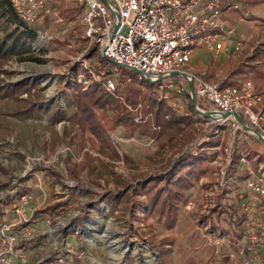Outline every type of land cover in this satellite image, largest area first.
Returning a JSON list of instances; mask_svg holds the SVG:
<instances>
[{"label":"rangeland","instance_id":"374dc122","mask_svg":"<svg viewBox=\"0 0 264 264\" xmlns=\"http://www.w3.org/2000/svg\"><path fill=\"white\" fill-rule=\"evenodd\" d=\"M52 4L60 13L61 23H56L54 16H51L26 25L24 31L14 22L10 3L0 0V40L7 33L20 36L30 46L31 54L41 60L32 62L15 58L3 67L9 76L2 75L1 78L8 85L24 80L39 82L43 93L38 104L51 108L52 113L62 110L70 116L77 111L75 106L69 105V100L73 99L70 98L74 93L72 87H76V82L83 85L86 91L95 84L103 85V80L98 82L94 78L98 70L108 68L107 73L112 70L109 64L101 63L97 52L91 54V51L87 56H81L85 43L81 38L82 8L78 1L54 0ZM242 11L244 15L237 11L240 16L235 20L227 18L233 24L235 35L223 41L234 52V57L223 66L224 75L232 84L250 79L258 89L264 74V61L253 58L264 48V18H258L252 10ZM254 11L264 16V7ZM228 15L231 17V13ZM252 17L257 20L251 21ZM32 35L36 36L35 40ZM238 43L243 44L242 49L235 52ZM196 53V66L210 67L211 61H215L211 53L204 49ZM219 62L225 63L217 59L216 63ZM99 63L102 64L100 69ZM111 73L118 87L116 94L108 93L104 85L103 88L125 113L130 114L135 123V126L117 125L112 109L95 110L98 120L108 132L109 142L119 154L118 158L100 153L99 149L103 146L97 138L91 133L82 132L79 126L70 129L69 121L52 125L50 114L23 120L12 115L18 108L17 104L8 105L0 100V166L8 172L7 176L0 173V183L10 182L9 187L0 189V223L6 215H14L19 189L22 188L28 192L32 209L51 212L57 207L54 214V210L51 212L52 215L43 213L34 216L30 237L22 235L20 229L17 231V250L26 256L19 263L76 264L73 257L78 255L83 264H163L158 251L152 246L169 237L174 243L168 247V264H260L262 252L257 243L264 240L263 230L258 228L263 223L261 211L257 212V222L254 218L250 220L256 225L252 228L253 235L250 234L255 239H250L247 232L245 235V232H237L240 227L237 226L236 218L242 213L239 205L229 207L227 202L234 198L232 192L237 194L239 183H232L230 191L222 188L217 175L218 165L213 163L215 158L207 162L205 174L184 194L174 229H167L165 220L156 214L146 218L148 200L145 196H136L134 190L139 187L142 179L169 173L171 165L182 152L172 147H163L165 139H150L139 132L141 125L153 120L152 113L146 112L150 106L149 97L166 100L156 87L157 84L150 87L139 78L135 79L125 69ZM179 85L182 87L186 83L180 80ZM134 86L141 88L142 94L138 104L133 106L127 102V97L131 96L130 88ZM184 90L175 101L176 109L185 114L189 103L185 94L189 92L185 87ZM204 123L196 114L192 128L193 139L184 151L193 147L190 149L192 152H210L211 149L202 148V144L208 142V137L215 134L216 130ZM152 130L159 132L160 128L153 126ZM229 139L232 141L234 136L231 135ZM229 139L227 136L222 143L219 140L216 145L221 148L219 153H224ZM237 141L230 143L236 158L246 152L253 158L248 142L258 143V147H261V140L256 136L246 134L241 144ZM21 180H27L22 187ZM123 181L130 183L127 190L131 194V201L109 209L105 204V196L123 189L120 185ZM229 193L232 197L228 196ZM191 203L193 206L188 209ZM136 204L135 209L132 208ZM214 204L216 208L213 209ZM129 206L135 210V214L131 213ZM222 215H226L231 223L224 220ZM222 226L230 234L225 241L223 235L217 232ZM239 234L248 241L238 239ZM246 242L254 246L249 251L252 262L245 260L242 253ZM56 251L59 252L58 259L49 262L48 259Z\"/></svg>","mask_w":264,"mask_h":264},{"label":"built area","instance_id":"2783aa9c","mask_svg":"<svg viewBox=\"0 0 264 264\" xmlns=\"http://www.w3.org/2000/svg\"><path fill=\"white\" fill-rule=\"evenodd\" d=\"M53 1L10 0V3L18 19L27 25L51 16H54L56 23H61L60 13L53 7ZM77 1L82 8L81 38L85 43L81 52L82 57L95 49L99 58L108 61L114 72L125 69L138 70L146 74L158 85L164 98L175 108L177 107L175 100L183 94L184 87L190 93L189 82H192L197 109L205 114L211 113L212 117L196 113L205 121L207 127H214L221 143L229 135L234 136V141L238 139V144H241L243 134L256 136L251 131L243 130L233 116L235 113L243 118L247 126L258 131L264 138V91L257 89L250 79L232 84L228 82V77L216 75L214 78H209L206 72H197L192 65L193 54L197 49H204L214 54L216 58L229 51L223 40L226 37H233L235 30L225 18V8L239 9L240 5L237 2L234 0ZM242 45L238 43L235 52L240 51ZM228 53H230L229 59L234 52L231 50ZM98 67L100 69L102 64L99 63ZM101 69L94 77L95 80L98 82L103 80L108 93L116 94L118 87L111 77L112 73H107L108 68ZM174 74H184L185 77H173ZM160 78L165 80L158 81ZM180 80L186 85L181 87ZM226 113L232 116L223 118L222 114ZM232 141L229 139V145L223 154L219 153L221 151L219 146L209 150L216 153L213 163L218 165L217 175L220 184L222 188L230 191V185L235 182V178L232 177L234 168L244 167L243 183L249 193L242 199L239 207L242 215L248 218L246 227L250 233L254 232L252 228L256 225L249 220L254 218L256 221L255 213L261 211L263 223L258 225V228L261 227L264 233V167L254 166L247 152L237 155L236 158L234 156L236 152L230 144ZM219 160L221 162L218 164ZM192 206L191 203L187 208L191 209ZM214 208L216 204L213 205ZM35 211V208H31L30 197L23 195L19 197L14 207L15 219L0 223V264H21L19 262L26 258L25 253H19L17 250L19 241L17 231L20 229L21 234L27 237L32 235ZM229 237L230 234H223L224 241ZM252 244L248 247L249 251L254 248ZM261 252L260 264H264V246Z\"/></svg>","mask_w":264,"mask_h":264},{"label":"trees","instance_id":"16d2710c","mask_svg":"<svg viewBox=\"0 0 264 264\" xmlns=\"http://www.w3.org/2000/svg\"><path fill=\"white\" fill-rule=\"evenodd\" d=\"M7 1L10 3L9 0ZM261 5H264V0L242 1V7L245 11L253 10ZM10 6L14 22L17 24L19 29H24L27 24L18 19L11 3ZM227 9L228 8H225V10ZM239 10L230 12L231 19L235 20L239 15L238 12H242L241 14L244 15V11ZM250 20L256 21L257 18L252 17ZM24 31H26V29H24ZM32 39L35 40L36 36L32 35ZM95 52L96 50L93 49L91 54H94ZM15 58H19L21 61L41 62V60L31 54L30 46H28L26 41L24 42L20 36H14L13 33H7L5 34L3 40H0V100H3L8 105H11L12 103L18 105V108L12 115L26 120L31 117H41L43 114H50L49 119L52 125L59 124L63 121H69L71 124L70 129L74 130L79 126L82 132L91 133L97 138L99 143L103 146L99 149L100 153L108 155L111 158H118L119 154L116 148L109 142L108 132L98 120L95 110H105L107 108L108 110L112 109L115 112L114 118L117 125L126 127L135 126V123L132 121L130 114L125 113L124 110L117 105L115 100L105 92L102 84H95L88 90L84 91L83 85L76 82V87H72L74 89V93L72 94L73 97H70L73 99H71L72 101L69 100V105L70 107L75 106L77 111L70 116L62 110H56L52 113L51 108L40 106V104H38L39 98L43 93V88L40 86L39 82L24 80L18 82L17 84L8 85L1 78L2 75L9 76V73L4 70L3 67ZM253 59L256 61L257 59L264 61V48L259 50ZM100 61L103 65L109 64L105 59L100 58ZM110 73L111 72H108V74ZM129 73L133 75L135 79L139 78L142 82L149 84L150 87H155L156 85L138 73L132 71H129ZM156 87H158V85H156ZM130 91L131 96L127 97V102L134 106L139 102L142 89L134 86L130 88ZM25 95L28 97L24 98L23 96ZM185 95L189 99L187 106L188 112H185V114L181 113L166 100H158V98L149 97L150 106L146 112L152 113L153 120L141 125L139 130L142 135H145L150 139H165L166 143L163 147H172V149H178L182 152L171 165L169 173L159 174L148 179L146 178L140 180L139 187L133 192L138 197L145 196L147 198L148 205L145 207L146 218H149L154 214L158 215L160 218L165 220L164 223L169 230L174 229L177 224L178 209L180 203H182L184 194L192 189L195 182L205 174L207 162L216 156L215 152L184 151L186 145L193 139L192 128L195 115L197 114L190 93H186ZM153 126L160 128V131L157 132V130H152ZM55 135L59 137L58 134ZM209 138L210 140L208 142L202 144V148H214L219 144V137L217 134H213ZM247 153L249 159H251L252 155L249 152ZM263 159L264 158H261L260 160L263 161ZM40 171L47 170L41 169ZM0 173L4 176L8 175L7 170L1 166ZM26 181L27 180H21V187ZM129 184L130 183L123 181L120 183L123 189L119 190L118 193H110L105 196V204L109 207V209H115L117 206L131 201V194L129 190H127ZM7 186H10L9 181L7 183H0V189H5ZM27 193L26 189H19V197L27 195ZM139 205L142 204L140 203ZM136 206L137 204L132 206V208L135 209ZM134 209L131 210V206H129L131 213L135 214ZM53 210L54 212H52ZM53 210L51 211L52 214L55 213L57 207ZM51 212L50 210L48 212L36 210L35 217L42 215L43 213L52 215ZM246 220L247 218L243 215L237 216V226L241 227ZM245 234L246 233L243 235ZM80 237L81 236H79V238ZM237 237L238 239H243L240 234L237 235ZM173 243V239L166 237L157 242V245L154 244L152 246L154 250L158 251L163 264H168L169 262L168 255L170 250H168V247L173 245ZM250 244L247 242L244 246V253L246 255L250 253L248 251V245ZM257 244H260V249L262 250L264 240H260ZM58 256L59 252L56 251L50 256L48 261L52 262L53 260L58 259ZM73 259L76 264H83L82 259L79 258L78 255L73 257Z\"/></svg>","mask_w":264,"mask_h":264},{"label":"crops","instance_id":"0c3cea01","mask_svg":"<svg viewBox=\"0 0 264 264\" xmlns=\"http://www.w3.org/2000/svg\"><path fill=\"white\" fill-rule=\"evenodd\" d=\"M235 2L237 1V0H234ZM239 1H241V0H239ZM238 4H241V6H240V10H241V8H242V10H243V7H242V3H240V2H237ZM262 7H264V5H261V6H258L257 8H255V9H253L252 10V12H253V14L255 15V16H257L258 18H264V16H259V15H257V14H255V11L254 10H257V9H261ZM232 10H237V9H233V8H231V9H227L226 10V20H227V18L229 17V19H230V21H231V17H230V15H228V14H230V12L232 11ZM243 20V19H242ZM228 21V20H227ZM229 22V21H228ZM229 24L232 26L233 24H231L230 22H229ZM226 47H228V46H226ZM229 51L228 52H231V50L229 49V48H227ZM199 50H201V49H197V50H195V52H194V54H193V63H192V65L194 66V69H195V71H197V72H206V74L208 75V77L209 78H214L216 75H220V76H222V77H227V75H224V70H223V66L229 61V60H231L233 57H234V54H231V57L228 59V55H230V53H223L221 56H219V58H216L215 56H214V54H212L211 53V55H212V59L213 58H215V61H211V63L209 64L210 65V67L209 66H205V67H200V66H196V64H195V56H196V51H199ZM205 51V50H204ZM205 52H207V51H205ZM196 53V54H195ZM217 59H220V61H224L225 63L224 64H221V62H219V63H216V60ZM258 63H260V62H258ZM264 75V74H263ZM262 80L258 83V89L259 90H261V88L263 89V90H261V91H264V76H262V78H261ZM246 135V134H245ZM245 135L243 134V137L242 138H245ZM228 138H230V135L228 136ZM242 141V140H241ZM248 145L250 146V149H251V152L254 154V158H252V160H251V163L254 165V166H258V165H261V166H263L264 167V159H263V161H261L260 159L261 158H264V144L261 142V147H258V143H255V144H253L252 142H248ZM243 168L244 167H235L234 168V170H233V176H234V178H235V183H239V186H238V191H236L237 192V194H233V192H232V195H233V197L234 198H230L229 199V201L227 202L228 203V206H233V207H236V206H238L239 204H241V202H242V199H244L247 195H248V193H249V191L246 189V187H245V185H244V183H243V176H242V171H243ZM232 195H231V193H229V195L228 196H230V197H232ZM227 203H225L226 205H227ZM32 206V205H31ZM228 211H230V210H228ZM228 211H226V212H228ZM233 214H234V212H233ZM223 216V215H222ZM244 217H246L247 218V216L246 215H243ZM255 216H256V218H257V220L256 221H258L259 219V217L257 216V213H255ZM260 218H261V216H260ZM12 219H14V215L12 216H10V217H8V215H6L4 218H3V222H5V221H7V222H10ZM223 219L224 220H229L228 219V217L226 216V215H224L223 216ZM222 219V221H224ZM247 220H248V218H247ZM247 220L244 222V224L240 227V229H238L237 230V232L239 233V232H247V235H249V238H250V234L252 235L253 234V231H251V233H250V231H247V228H246V222H247ZM251 220H253V219H251ZM229 222H230V220H229ZM249 222H250V220H249ZM231 223V222H230ZM255 224V223H254ZM226 227H221L217 232L220 234V235H223V234H227L225 231H226ZM243 239H245V238H243ZM236 240V239H235ZM240 240H242V239H240ZM245 240H247V239H245ZM248 241V240H247ZM247 243V242H246ZM251 242H249V244H250ZM250 246V245H249ZM248 246V247H249ZM243 251H242V253H243V255L245 256V260L247 259H249L251 262H252V254L251 253H249L248 255H246L245 253H244V247H243V249H242ZM249 251V250H248ZM246 263H248V262H245V264Z\"/></svg>","mask_w":264,"mask_h":264},{"label":"water","instance_id":"95a60500","mask_svg":"<svg viewBox=\"0 0 264 264\" xmlns=\"http://www.w3.org/2000/svg\"><path fill=\"white\" fill-rule=\"evenodd\" d=\"M104 1H106V0H104ZM132 72L138 73V74L142 75L143 77H145L148 81L154 83V82L150 79V77L147 76L146 74H144V73H142V72H140V71H138V70H132ZM172 76H173V77H180V76L185 77L184 74H174V75H172ZM163 80H165V78H160L158 81H163ZM189 90H190V95H191L192 102H193V105H194V107H195L196 112H197V113H200V114H204V115H206L207 117H212V114H211V113H206V114H205V113H203V112H201V111H199V110L197 109V100H196V95H195V89H194V84H193L192 82H189ZM231 116H232V115H231L230 113L222 114V117H223V118H229V117H231ZM233 116H234L235 119L240 123V125H241L242 128H243V130H245V131H247V132H249V131L253 132V133L258 137V139H260L261 142L264 144V138H263V136H262L258 131L253 130L252 128H250L249 126H247L246 123H245V121L243 120V118H242L239 114L235 113V114H233Z\"/></svg>","mask_w":264,"mask_h":264}]
</instances>
